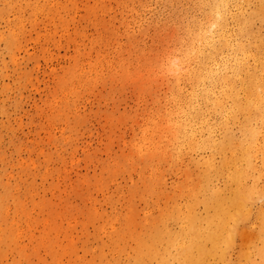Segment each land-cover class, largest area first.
Here are the masks:
<instances>
[{
	"label": "bare ground",
	"instance_id": "1",
	"mask_svg": "<svg viewBox=\"0 0 264 264\" xmlns=\"http://www.w3.org/2000/svg\"><path fill=\"white\" fill-rule=\"evenodd\" d=\"M64 1L0 0V117L13 149L28 155L15 163L0 150V264H120L125 255L210 264L237 248L247 261L264 257V0H159L186 7L173 45L145 50L128 42L125 59L124 46L100 33L89 54L76 47L48 102L56 119L77 114V102L99 83L109 86L108 98L132 85L143 106L118 115L120 124L135 122L121 154L110 155L100 175L75 181L69 168L81 160L67 157L58 138L53 152L14 143L17 91L32 83L22 72L34 59L32 32L51 27L37 40L73 43L76 16L66 20ZM86 1L95 21L112 2L128 11V32L140 9L149 10L148 0ZM256 25L263 32L254 33ZM73 196L83 205L74 206Z\"/></svg>",
	"mask_w": 264,
	"mask_h": 264
},
{
	"label": "rangeland",
	"instance_id": "2",
	"mask_svg": "<svg viewBox=\"0 0 264 264\" xmlns=\"http://www.w3.org/2000/svg\"><path fill=\"white\" fill-rule=\"evenodd\" d=\"M157 1L159 0H148L146 2L149 5V10L140 9L139 19H136V23L130 26L131 30L129 32L125 27L127 21H132L128 11L125 12L115 2L109 3L106 13H99L98 22L86 11V0H68L63 2L67 5L68 10L66 13H62L66 20L70 21L72 17L76 16L75 23H70L69 25V35L73 41L71 45L67 44V36L63 38L60 36L56 37L58 46L53 44V46L45 45L43 38L37 40V35L39 37L47 35L51 31V27L45 28L41 26L38 31H33L31 46L35 47V49L30 51V54L34 56L33 63L32 61H26L24 55L21 56L26 61L22 72L31 75L32 83L25 90L17 91L19 100H22V102L21 111L14 116L18 120V123L13 122L14 129H17V136H13L14 143L19 144V146L24 144L29 149L37 152L43 150L47 152L49 149V152H53L51 145L55 142L54 137H56L66 145L67 157L70 158L71 154L75 152L74 155L81 160L79 166L74 167V169L69 168L72 181L86 175L90 178L100 175L101 164L107 162L110 155H120L124 150L123 140L129 141L133 137L132 126L135 122L124 125L117 121L118 115L121 113L126 117L134 115L136 111L141 113L143 102L137 100L133 86L128 85L125 89L116 87L114 89V98H108L106 96L109 92V86L104 87L99 83L92 90H87L83 98L77 102L79 107L77 114L73 115L66 112L58 119L51 114L48 102L55 95L57 78L65 76L66 69L73 65L76 47L79 46L84 54H89L90 51H94L92 49L93 41L99 37L100 33L105 36L107 41L124 46L122 52L125 59L129 57L128 42H130V45L137 44L145 50L150 48L157 50L162 45H166L165 48L173 45L180 32L177 30L179 21L177 14L182 10L185 11L186 7L183 1L179 3L178 8L161 2L157 3ZM90 5H93V3L91 2ZM75 12L76 15H74ZM138 28H142L144 32H136ZM134 31L136 32L134 39H130L129 35H132ZM255 32H263V29L256 25L254 28ZM139 47L136 48L140 49ZM42 49H48V52L43 54ZM93 56H95V53H93ZM112 56L110 55V57ZM88 60L89 56L84 55L81 58V63L87 64ZM158 88H161L162 91L165 89L161 82L157 84ZM111 118H114L115 124L111 123ZM53 119L56 122L50 125V122L54 121ZM6 121V119L0 117V136L5 140V142H0V150L12 155L11 159L15 163L20 158L27 159V154L24 153L20 157L16 150L13 149L11 142H8L12 134L2 127ZM63 130L64 133H62ZM89 159H93L95 163L89 164ZM172 181L173 179L168 180L170 185ZM143 184L139 182L137 187H141ZM170 185L169 188L167 187L169 193ZM121 190L125 194L127 189L124 182H122ZM72 202L74 206L83 205L80 197L73 196ZM240 242L241 240H239ZM165 259L167 260L166 264H183L179 257H168ZM120 260V264H158L155 262V258L146 257L142 259L135 258L132 255L122 256ZM208 261H210V264H264V257H252L247 261L239 253V248H237L229 257L222 259L210 257L207 259V263H209Z\"/></svg>",
	"mask_w": 264,
	"mask_h": 264
}]
</instances>
